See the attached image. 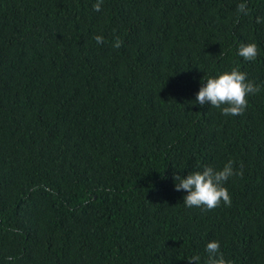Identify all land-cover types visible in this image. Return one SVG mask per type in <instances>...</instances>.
I'll list each match as a JSON object with an SVG mask.
<instances>
[{
  "label": "trees",
  "instance_id": "16d2710c",
  "mask_svg": "<svg viewBox=\"0 0 264 264\" xmlns=\"http://www.w3.org/2000/svg\"><path fill=\"white\" fill-rule=\"evenodd\" d=\"M96 2L0 0V264H207L213 239L264 264V0ZM235 66L242 114L195 104ZM228 160L231 204L185 207L173 175Z\"/></svg>",
  "mask_w": 264,
  "mask_h": 264
},
{
  "label": "clouds",
  "instance_id": "9594fccd",
  "mask_svg": "<svg viewBox=\"0 0 264 264\" xmlns=\"http://www.w3.org/2000/svg\"><path fill=\"white\" fill-rule=\"evenodd\" d=\"M103 0H97L93 4V10L99 12ZM237 11L243 15L248 14L247 0L237 6ZM257 23L262 22L261 17L256 18ZM97 44L104 42L103 35H96ZM114 48L121 46V40L116 38L112 45ZM258 48L255 42L241 44L237 49V55L244 60L252 61L257 57ZM201 83L195 93V104L201 106L207 104L219 109L222 115L236 116L242 114L248 104L247 96L256 94L261 86L250 80L247 73L241 71L239 66L230 70L218 72L214 75H203ZM242 175L241 169L234 168L232 160H228L221 167L204 165L197 170H191L186 175L174 174L173 186L176 191L186 193L182 202L185 207H201L212 209L221 202L231 204L230 194L225 187V182L230 177ZM204 251L207 254V264H229L221 252L220 242L210 240L205 243ZM193 264H200L201 257L194 255L188 259Z\"/></svg>",
  "mask_w": 264,
  "mask_h": 264
}]
</instances>
